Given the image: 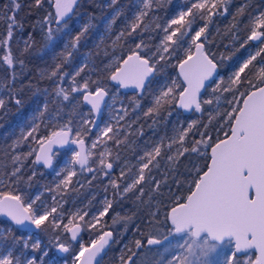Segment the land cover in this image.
<instances>
[{
    "label": "snow or ice",
    "instance_id": "obj_1",
    "mask_svg": "<svg viewBox=\"0 0 264 264\" xmlns=\"http://www.w3.org/2000/svg\"><path fill=\"white\" fill-rule=\"evenodd\" d=\"M44 0H34V6H43ZM54 12H49L38 20L36 25L44 33L49 46L55 41L56 34L69 30L68 19L74 13L78 0H49ZM118 0H111L115 5ZM231 0H193L186 9H179L177 13L163 25L155 23V29L162 31L163 36L159 43L153 46L143 39V34L151 31L148 19L152 13L162 5V0H138V10L133 13L132 19L116 35L113 46L120 45L128 38L141 39L127 48L126 53L119 56L113 55L109 64L99 71H94L95 80L83 79L77 81L87 70L86 64H81L74 72L64 71V64L69 63L74 51L81 41L86 37L89 30L94 26L88 23L81 26L80 30L71 36L64 44V50L59 53L61 63L47 74V78L58 81L55 84V97L62 101L71 102V94H82V102L90 105V113L98 115L109 97L111 90L107 82H115L119 88H135L138 96L134 97L130 104L120 102L119 107L114 108V115L110 122L106 123L96 135L90 146L86 147L85 139L95 127V121L81 119L78 127L73 126L70 118L63 125L53 128L44 119L48 112L49 102L46 100L38 109L36 115L30 118L27 130H22L18 137L9 146V149L0 150V169L9 167L10 170L0 176V186L4 180L8 181L7 187L14 188L18 184L30 183L36 176L33 171L31 176L24 177V161L35 156L33 164H43L45 168L53 167L56 151L54 146L64 147L75 145L78 150L71 154V159L65 167L57 172V176L66 171L64 178L55 185V189L49 191L67 190L72 183V178L77 175L71 170L72 165H79L93 175L102 173L105 177L111 176L116 162L120 160L119 153L113 155L112 149L107 147L109 141L117 146H126L130 143L128 132L133 124L137 123L130 119L131 115L141 108L140 96L150 88L153 78L164 71V67L172 60L178 68V79L170 78L151 90L152 103L143 111L145 118H151L153 125L161 119L167 123V117L172 115L169 109L177 105L185 110L193 109L197 113L204 111L203 105L216 107L208 115L207 122L192 120L183 126V122H177L172 127V135L165 134L159 140L149 142L148 147L142 155L137 157L135 171L125 164L120 171L119 177H112L109 185L114 190V195L121 198L134 193L138 201L143 202L146 193L149 195V207H156L155 212H150L153 217L149 224L155 223V218L164 211L163 227L167 234L149 232L146 237V245L141 239H136L134 249L129 245L121 250L122 255L118 258L120 264H149L146 259L141 258L140 250L147 247L162 248L158 253L161 258L156 264H209L210 255L216 251L217 244L227 241L234 247L225 264H264V10L259 8L248 12L251 7L249 0L241 4L233 13V23L228 31L239 30L238 18L248 16L245 24L247 29L246 38L240 44L243 49L249 42H256L258 47L254 52H249L247 57L239 62V66L228 76L227 80L218 75V69L223 66V61L231 60L235 52L225 55L220 54L219 59L215 53L206 49L208 40V29L216 16L226 15L229 11ZM22 7L18 0H10V5L5 6V11L0 12V17L7 24V31L0 36V47L4 48L6 54L0 59L13 69L4 79L7 81V98L0 96V110L7 108L10 102L17 106L23 104V89L31 87L28 84H20L26 67L24 57L31 53L34 46L32 34L27 38L18 40L24 47L19 54L14 56L10 41L15 35V30L23 31V23L16 19V13ZM10 11L11 15H5ZM122 13L117 11L109 22L106 31L111 30L115 19ZM199 16L205 21L194 33H191L190 44L187 48L183 45L185 37L189 36L195 18ZM153 21L157 18L152 17ZM152 39L151 35L148 37ZM233 45L239 40V35L233 33ZM195 51H192V48ZM227 48L228 45H225ZM184 55H179L180 50ZM239 51V49H236ZM107 54V53H106ZM18 65L20 71H15ZM42 77L44 73L41 74ZM66 77L70 78L69 87H63L62 82ZM213 81L215 86L211 89L209 98L200 99L202 89L206 88V82ZM227 94V96L225 95ZM112 95L113 105L116 97ZM230 97V98H229ZM223 102V103H222ZM223 105H227L223 111H219ZM109 107H112L110 105ZM60 116L59 111L56 117ZM48 130L46 135L41 134V126ZM151 127V125H150ZM227 128L228 131H224ZM141 134L142 129L140 130ZM213 131L216 133L213 137ZM221 133L223 136L221 138ZM199 137V138H197ZM33 141L34 148L26 154L17 149L22 143ZM104 146L102 151L95 153L93 150ZM210 149V153L207 151ZM96 167H87L90 158ZM195 157L186 166V180H175L177 190L185 182L190 187L188 194L177 195L168 184L169 171L178 169L181 158ZM8 163H2V161ZM199 160H207V163H199ZM161 161L165 162V170L162 172L163 179H157L153 174L159 170ZM190 177V179H187ZM91 183V181H89ZM168 187V195L164 198L162 188ZM156 196L162 199L156 204L151 203ZM56 197H53L55 201ZM40 196L25 197L12 191H0V214L7 217L15 226H24L30 223L36 229L45 231L47 225L51 224L54 229L63 228L65 233H70V240L64 242L61 235H55V247L62 253L72 254L74 252L71 241H77L82 229H89L95 238L85 244L79 242V251L72 255L71 264H101L106 250L115 243L113 231L105 230L102 219L109 213L113 201L106 198L102 210L88 217L87 211L77 210L68 217V222L62 223V217L58 214V207L41 205L36 207ZM115 222V220H114ZM12 229H6L11 233ZM160 236L161 238H157ZM11 244L7 245L0 241V264H43L47 251L40 258L35 255L24 256V250L37 251L41 249V241L36 239H21L14 234L10 236ZM174 241V244H173ZM16 245H21L19 251ZM248 249H255L257 255L255 260L240 261L238 254ZM68 264V261H65Z\"/></svg>",
    "mask_w": 264,
    "mask_h": 264
},
{
    "label": "trees",
    "instance_id": "obj_2",
    "mask_svg": "<svg viewBox=\"0 0 264 264\" xmlns=\"http://www.w3.org/2000/svg\"><path fill=\"white\" fill-rule=\"evenodd\" d=\"M124 0H118L115 5L110 4L111 0H78L77 5H75L74 13L70 14L68 19L69 30L62 31L56 34L55 41L49 46V42L46 40L44 33L40 30L39 26L33 27L36 25L38 20H42L45 15L49 12H54V8L52 7L49 0H44L42 7H35L34 0H18L21 3L22 7L16 13V19L23 23V31L15 30V35L10 41L11 51L14 56L19 54V50L24 47L23 43H17L18 40H22L23 38H27L28 33L32 34V38L34 40V46L31 50V53L24 57L26 67L24 69V74L17 81V87L20 84H28L31 82V87H25L23 89V104L21 106H17L14 102H10L7 105V108L4 110H0V150L9 149V146L13 143V140L20 137L21 134H18V129L16 124L13 122L17 118H21L22 115L29 114L31 110H36L38 112L37 107L41 106L46 100L49 102L48 112L45 113V117L47 115L56 114L59 111L60 116L54 121V118H45V121L52 125V127H57L60 124L65 123V114L69 113V116L73 120V126L78 125V121L80 116H78L77 112L72 111L71 107L74 101L79 103L81 109H87L86 105L82 103V94L73 93L71 94V102L62 101L61 98L55 97L54 88L55 84L58 81L51 80L47 78V74L55 67L57 63L62 62V58L59 56V53L64 50V44L71 39V36H74L81 28V26L85 23H88L91 19L92 25H94L86 37L81 41L79 48L74 51L73 56L69 63L64 64V71L68 73L74 72L82 61V58L85 54H88V59L91 61L93 68L89 63H85L87 65V70L84 73H81L80 77H77L78 82H82L83 79L95 80L96 75L92 74L94 71H99V69L103 68L107 65L108 56H110L111 49L113 46V34L107 37H103L101 41L100 38L97 37V34L101 33L106 28L105 21L108 20L112 16V12L115 7H122V13L115 20L118 22L119 19L123 18V13L125 11L129 12L125 9V6L130 5L132 0H127V3H123ZM189 1V0H187ZM191 1V0H190ZM190 1L188 3H190ZM246 0H231L229 5V11L226 15L216 16L213 18L212 23L209 25L208 29V40L211 41L210 44L206 43V49L210 53H215L217 58L219 59L220 54L224 53L228 55L230 53L235 52V55L231 60L223 61V66L219 68V74H223L225 80L228 77L229 66L233 64L234 61L239 57H243L247 53L248 50L253 48L256 42H249L243 49L240 48V44L243 43V40L246 38L247 29L244 27L248 22V16L238 18L239 22V30L233 29L231 32L228 31L233 23L236 21L233 20V13L236 12V9ZM251 7L248 9V12H252L254 9L263 10L264 0H249ZM124 4V6L122 5ZM10 5V0H0V12L5 11V6ZM178 3L176 0H170L169 3L162 2V5L159 7L157 11L152 13L148 19V23L151 25V31L143 34V39L147 43H149L154 51V45L161 39L163 36L161 30L155 29V22L160 21L161 25H163L166 20L169 18L170 14L176 9ZM10 11L5 12V15H11ZM152 17L157 18L153 21ZM203 19L199 16L195 18V22L190 29V34L199 28L202 24ZM118 31L119 28H116ZM122 29H120L121 31ZM7 31V24L2 17H0V36H3ZM233 33L239 35V40H236L233 45ZM189 34V35H190ZM151 35L152 39L149 40L148 37ZM141 39V36L138 34L136 37L128 38L127 41H122L123 48L120 45L115 46L114 52H119L120 54L126 53L127 48L131 45L129 42L131 40L135 41ZM225 45H228L226 48ZM239 49V51H236ZM182 49L179 52V55L183 57L184 54H181ZM107 53V54H106ZM6 54L4 48L0 47V57ZM176 61L172 60L168 65L164 67V71L158 74L156 77L164 78V76L171 77L172 75L177 76V69L174 67ZM13 69H9L6 64L3 63L2 59H0V91L4 94L5 98H7L6 84L7 81L4 79ZM15 71L19 72V66H15ZM42 73L44 76L42 77ZM178 78V76H177ZM70 78L66 77L62 82L63 87H69ZM108 88L111 92L114 89L113 82H107ZM153 84L147 89L143 96H140L141 108L135 112L136 117L139 116V120L135 123L132 128L128 132V137H133L136 139L140 149L139 150H129L130 156L133 158L139 157L141 153L148 147L147 142H152L159 140L161 136L172 135V127L177 122H183V126H187V123L192 120H201L203 122H207L208 115L213 109L216 107L215 104L203 105L204 111L202 113H197L192 111V113H186L182 111V109L178 108L177 105H173L169 111L172 112V115L167 117V123L161 119L158 123L153 125V120L151 118H145L143 116V111L146 110L152 103V95L151 90ZM211 87L207 89V91L203 94V99L209 98ZM227 96V94H225ZM137 94L131 96L130 101L137 97ZM230 98V97H229ZM44 99V100H43ZM202 99V100H203ZM44 101V102H43ZM223 103V102H222ZM127 104H130L127 103ZM227 105H223L219 109V111H223ZM90 112V111H89ZM135 117V119H136ZM69 118V119H70ZM14 123V124H13ZM13 124V125H12ZM151 125V127H150ZM45 128L42 125L41 131ZM142 133L141 134V130ZM24 131L27 130V127L23 128ZM224 131H228L227 128ZM213 137H215L216 133L213 131ZM223 133H221V138ZM199 138V137H197ZM33 142V141H28ZM22 144H28L27 142ZM22 147V145L20 146ZM209 150V149H208ZM207 150V151H208ZM28 151L24 150L20 153L26 154ZM0 155H3V152L0 151ZM191 159H196L195 157H185L181 158L178 162V169L175 172L169 171L168 175V184L171 187L172 191L176 192L177 195L188 194V190L190 185L185 182L183 187L177 190L175 180H186L185 168L189 165V161ZM30 157L24 161V169L23 174L24 177H28L32 175L31 168L28 166L30 163ZM199 163H207V160H199ZM2 163L7 164L8 162L2 161ZM137 164V159L136 162ZM27 166V167H26ZM10 170V165L7 168L0 169V176L3 175L4 172ZM165 170V162L161 161V166L159 170H154L153 174L157 179H163L162 172ZM116 176V178H118ZM187 179H190L188 177ZM33 180V179H32ZM31 183V182H30ZM37 184V183H36ZM35 184V185H36ZM24 183L18 184L14 188H9L7 185L0 186V191H12L13 193H19L25 196ZM146 189V193L143 197V202L138 201L136 199V195L134 193L128 194L125 197L121 198L118 195H114V190L107 183L105 188V192L109 198V200L113 201L112 208L109 213L104 217L103 222L105 227L113 229L115 243H112L111 246L106 250V253L103 255L101 264H120L119 257L122 255L121 250L125 247V245H129L134 249V242L136 239H141L142 242L146 245V237L149 232L156 234L157 232L167 234L166 229L163 227L164 221V211L160 212V215L155 218V223L149 224V220H152L153 217L149 215L150 212H155L156 207H149V195L147 189L150 187L149 185H144ZM70 191V187L67 189ZM164 193V198L168 195V187H164L161 189ZM71 196V193H69ZM162 197L156 196L154 200L151 201L153 205H156ZM97 204L94 203V206ZM108 218L110 220H108ZM115 220V222H114ZM10 222L0 216V238H4L6 241L10 239V236L14 234L16 237L23 239L22 233L19 232V228L17 226H11L12 232L6 233V229L8 226L10 227ZM4 228V229H3ZM3 229V230H2ZM157 238H161L157 236ZM16 249H19L21 245H16ZM157 247H152L148 249L147 247L140 250V256L143 259H146L149 264H156V259L158 258V252H156ZM244 254L238 255V259L242 258Z\"/></svg>",
    "mask_w": 264,
    "mask_h": 264
},
{
    "label": "flooded vegetation",
    "instance_id": "obj_3",
    "mask_svg": "<svg viewBox=\"0 0 264 264\" xmlns=\"http://www.w3.org/2000/svg\"><path fill=\"white\" fill-rule=\"evenodd\" d=\"M177 74H178V69H177ZM113 84H114V82H113ZM116 87H119V86L114 84V89ZM123 92L127 94V97H126L128 100L127 103L130 102L129 99H131L132 95L138 93V91L137 92H131V91L125 92V91H123ZM112 93H113V91L111 92V94ZM111 94H110L109 98L111 97ZM108 102L106 104L105 110H103V112H102V119H101L98 127H96V129H92L90 135L88 137H86V139H85L86 147L91 145L92 141L96 138L97 132L102 127H104L103 125L106 122V120L110 122L111 117L115 114L114 109H107ZM192 111H195V110L192 109L190 112H186V113H192ZM65 115L67 116V117H65V122H67L70 118V117H68L69 113H66ZM91 115H93V114H91ZM50 117L54 118V121H56V114L47 115L45 118H50ZM135 117H136V115H135V113H133L131 115L130 119L135 120ZM82 118L84 119L83 116H80L78 123L80 122V120ZM93 118H94V115H93ZM93 118H92V120H93ZM20 120L21 119L17 118L15 121H13L16 124V127L18 129V134H21V132L23 130V128L20 130V128L23 127V126H20ZM60 125H63V124H60ZM78 126H79V124L76 125L75 127H78ZM53 128H55V127H53ZM47 133H48L47 129H44L43 131H41V134L46 135ZM15 140H16V138L13 141H15ZM129 140H130V143L127 144L126 146H117L112 141L108 142L107 147L112 149L113 155H115L116 153H119V155H120V160L116 162V167L112 170L111 176H109V177H105L102 173H99L96 175V178L93 179V175L91 173H88L86 170H82L79 165H72L71 170H75L77 175L72 178V183L69 185L70 191L68 192L67 190H64L63 191L64 193L60 194L59 197L55 199V201L53 200V198H51L53 192L49 191V189H52L54 184H57L61 179L64 178V175L67 174L65 171V172H62L61 175L57 176V172L61 168L65 167V165L68 164V162L71 159L72 152L75 150H78V148L75 145H67V146L60 147V148H58V147L54 148L56 151V155L54 157L53 167H51V168H45L42 163L34 165L33 161L35 159V156L33 155L32 157H30V160H29L30 163L28 164V166L31 168V172H33V171L36 172V176L33 178L31 183H28V182L24 183L23 188H24L25 194H26L25 197L32 196V193H31L32 190L35 188L41 187L44 190L41 193L40 199L41 200H47L50 203L56 202L58 204L57 205L58 214L60 215V217H62V223L66 224L68 222V217L72 213L77 212V210L87 211L89 215H88V217H86V219H91V217L93 215L97 214L99 210H102V207L104 206V203H105L104 195H107L105 192L106 191L105 188H106L109 180L112 177L118 176L120 174L121 168L125 164H127V166L129 168H132L133 171H135V168L138 166L135 163L137 157L133 158L132 156H130L129 150H136L137 151L140 149L141 146L139 147L135 138L129 137ZM27 143H28L27 145L21 144L22 147H20L21 146L20 145L19 148L17 149V151H19V152H22L24 150L30 151L31 148L35 147L34 142H27ZM147 145H149V142H147ZM103 147L104 146H100V147H98V149H95L93 151L95 153H98L99 151L103 150ZM142 153H141V155H142ZM93 159H95V156L90 158V161H89V164L87 167H96L97 166L96 164H93V162H92ZM89 181H91V183H89ZM45 189H48V190L45 191ZM69 193H71V196ZM58 199L62 202L59 203ZM94 203H96L97 205L94 206ZM103 219H102V223H104ZM6 220H8V219H6ZM108 220H110V219L108 218ZM10 224H11L10 227L14 226L11 222H10ZM105 230L113 231V229H110L107 227H105ZM19 232L22 233V235H26L27 233L32 234V235L38 234L42 240L41 246L42 245L46 246L47 248L50 249L51 252H52V249L53 250L57 249L55 247V243H56L55 235H57V234L61 235V238H62V240H64V242H67L68 240H70V233H65L63 228L54 229L51 226V224L47 225V230H45V231H41L38 229L23 230V229L19 228ZM113 234H114V232H113ZM91 238H95L92 231L89 229H82L81 233L78 235L77 241H71L72 248H73L74 252L79 250V242L82 241L85 244H87L90 242ZM74 252L72 254L62 253L57 249L58 256L59 255L60 256H65V255L70 256V255H73Z\"/></svg>",
    "mask_w": 264,
    "mask_h": 264
},
{
    "label": "rangeland",
    "instance_id": "obj_4",
    "mask_svg": "<svg viewBox=\"0 0 264 264\" xmlns=\"http://www.w3.org/2000/svg\"><path fill=\"white\" fill-rule=\"evenodd\" d=\"M177 1V3H178V5H177V7H176V9L173 11V13L172 14H170V16H169V18L168 19H170V18H172L176 13H177V11L179 10V9H186L187 7H189L190 5H191V3L193 2V0H189L190 1V3H188L189 1H187V0H176ZM162 2H167V3H169L170 2V0H162ZM123 3H127V0H124L123 1ZM122 3V5L124 6V4ZM110 4H112L111 2H110ZM138 7H139V4H138V0H132V2H131V4L130 5H127V6H125V9L126 10H128L129 12H127V11H125L124 13H123V18H121V19H119L118 20V22L115 20V22L112 24V26H111V30L110 31H106V28H107V26H108V24H109V22L112 20V18H113V16L115 15V13L117 12V11H119L120 12V10L122 11V7H115L114 8V10H113V12H112V16L108 19V20H106L105 21V23H106V28L101 32V33H99V34H97V37L98 38H100V40L102 39L103 40V37L105 38V37H107V36H110L111 34H113V33H115L114 35H113V40L116 38V35L120 32V29H123L125 26H126V24L132 19V17H133V13L134 12H136L137 10H138ZM263 10H264V5H263ZM167 19V20H168ZM167 20H166V22H167ZM160 23V21H156L155 23ZM165 22V23H166ZM202 22V24L199 26V27H201V26H203V24L205 23V21L204 20H202L201 21ZM164 23V24H165ZM161 24V23H160ZM119 28V30L118 31H116L115 32V30H117L116 28ZM162 32V31H161ZM194 33V32H193ZM163 34V33H162ZM190 36H191V34L189 35V36H187V37H185V43H184V45H183V47L184 48H187L188 46H189V44H190ZM162 38V37H161ZM101 40V41H102ZM112 40V41H113ZM136 42H138V40L137 41H135V43ZM130 44H135L134 43V40H131L130 42H129ZM159 43V41L157 42V44ZM132 46V45H131ZM261 45H259L258 43H255V45L253 46V48H251L250 50H248L247 51V53L245 54V55H243V57H239V58H237V60L236 61H234L233 62V64L231 65V66H229V71H228V74L230 75L233 71H234V69H235V67H238L239 66V62H242V60L244 59V58H246L247 57V54L249 53V52H254L258 47H260ZM114 50H115V47L114 48H112L111 49V52H110V56H108V61H107V64H109V62L112 60V58H113V55H117V56H119V55H121L119 52H114ZM194 50H195V48L193 47L192 48V51L194 52ZM181 54H184V52H183V50H182V52H181ZM85 63H89L90 64V66L93 68V65L91 64V61L88 59V54H85L84 56H83V58H82V61H81V63L79 64V66L81 65V64H85ZM219 76H222V77H224V75L223 74H218ZM228 75V76H229ZM170 78H177V76L176 75H172L171 77H167V76H164V78H161V77H154V79H153V86H152V88L153 89H155L159 84H162V83H164L166 80H169ZM228 78V77H227ZM178 79V78H177ZM227 80V79H226ZM215 86V84H214V82L212 81V83L210 84V87H211V89L213 88ZM211 91V90H210ZM211 93V92H210ZM112 94H114L115 95V97H116V102H115V104L113 105V101H112V95H111V97L109 98V102H108V105H107V109H114V108H116V107H119V105H120V102L122 101L124 104H126L127 105V94L126 93H124L123 92V90H121L119 87H116L115 89H113V93ZM0 96H3V97H5L4 96V94L0 91ZM152 99V98H151ZM44 100V99H43ZM44 102V101H43ZM44 103H42L41 104V106L43 105ZM110 105H112V107H109ZM41 106H38L37 107V110L41 107ZM87 107V106H86ZM71 109H72V111H73V113L74 112H77V114H78V116H83L84 117V119H89V120H92V118H93V115H91V113L89 112L90 111V109L87 107V109H81L80 108V106H79V103H77L76 101H74V103L72 104V107H71ZM37 114V112H36V110H31V112H29V114H26V115H22L21 116V118H19V119H21L20 120V126H23V127H21L20 128V130L22 129V128H24V127H28L29 126V124H30V118L33 116V115H36ZM109 121H107L106 120V122L104 123V125L106 124V123H108ZM103 125V126H104ZM185 127V126H184ZM96 139V138H95ZM94 139V140H95ZM59 183V182H58ZM57 183V184H58ZM8 184V181L5 179L4 180V185L3 186H5V185H7ZM55 185L56 184H54V186H53V188L52 189H55ZM43 190L44 189H42L41 187L40 188H35V189H33L32 190V196H30V197H35V196H37V195H39L40 197H41V193L43 192ZM46 190H48V189H45V191ZM44 191V192H45ZM53 193H52V197L51 198H53L54 196L56 197V198H58L59 197V195L60 194H62V193H64L63 191H55V190H53L52 191ZM106 198L107 199H109L108 198V196L107 195H104V200H106ZM59 200V199H58ZM62 201H60L59 200V203H61ZM47 205L48 207H52V206H57L58 204L56 203V202H53V203H50L49 201H47V200H38L37 202H36V207H40L41 205ZM8 228H11V227H9L8 226ZM7 228V229H8ZM4 229V228H3ZM2 229V230H3ZM23 237V239H31L32 241H34V240H36V239H39L40 241H41V244H42V240H41V237L37 234H34V235H32V234H29V233H27L26 235H23L22 236ZM0 241H3L5 244H7V245H10L12 242H11V239H9V240H5L4 238H0ZM173 244H174V241H173ZM233 247H234V245L231 243V242H229V241H225V242H223V243H219V244H217V249H216V251L215 252H213L211 255H210V257L208 258L209 259V264H215L216 263V261H217V258L219 257V256H221L222 255V252H224V254L221 256L222 257V259H223V261H222V264H225V261L227 260V258L231 255V252L233 251ZM21 248V247H20ZM20 248L19 249H17V251H19L20 250ZM3 249H2V247H0V251H2ZM44 251H47V256L46 257H44V260H43V264H65V261L67 260L68 261V264H71V261H72V255H70V256H67V255H65V256H58V254H57V249H52V252L50 251V249L49 248H47L46 246H41V249L40 250H37V251H32L31 249H26V250H24V256H31V255H35V256H37V258H40L42 255H43V252ZM79 251V250H78ZM156 252H158V253H161L162 252V248H159V247H157L156 248ZM161 258V256L160 255H158V258L156 259V261H158L159 259ZM220 258V257H219ZM249 259H251V260H253L254 259V253L253 252H247V253H244V256H242V258H240L239 260L240 261H242V262H246V261H248Z\"/></svg>",
    "mask_w": 264,
    "mask_h": 264
},
{
    "label": "water",
    "instance_id": "obj_5",
    "mask_svg": "<svg viewBox=\"0 0 264 264\" xmlns=\"http://www.w3.org/2000/svg\"><path fill=\"white\" fill-rule=\"evenodd\" d=\"M195 51V50H194ZM178 71H179V69H178ZM218 74H219V69H218ZM212 83V81H208V82H206V88L205 89H202V91H201V95H200V99L202 100V96H203V94L207 91V89L210 87V84ZM114 84L115 85H118V84H116L115 82H114ZM119 86V85H118ZM123 91H125V92H127V91H131V92H137L138 90H136L135 88H132V87H129V88H121ZM109 99V97H106V100H105V103H104V105L102 106V109H101V112L98 114V115H96V114H93L94 115V118H93V121H95V127L93 128V129H96V127H98V125H99V123H100V121H101V119H102V112H103V110H105V107H106V104H107V100ZM82 100H83V98H82ZM83 103V102H82ZM85 104V103H84ZM88 108H90V105H87V104H85ZM179 107V106H178ZM180 108V107H179ZM180 109H182L183 111H185V112H190L192 109H189V110H185V109H183V108H180ZM194 109V108H193ZM60 148L59 146H54V148ZM208 152L210 153V149L208 150ZM207 162H209V161H207ZM14 194V193H13ZM0 216H2L3 218L5 217V216H3L2 214H0ZM6 219H8L7 217H5ZM9 220V219H8ZM15 226V225H14ZM19 228H21V229H23V230H34V229H36L35 228V226L34 225H32V224H30V223H27L26 222V224L24 225V226H18ZM225 241H227V239L225 240ZM253 251V253H254V259H253V261L255 260V256L258 254L257 253V251L255 250V249H248V250H246L245 252H243V253H241V254H238V255H242V254H244V253H247V252H252Z\"/></svg>",
    "mask_w": 264,
    "mask_h": 264
},
{
    "label": "built area",
    "instance_id": "obj_6",
    "mask_svg": "<svg viewBox=\"0 0 264 264\" xmlns=\"http://www.w3.org/2000/svg\"><path fill=\"white\" fill-rule=\"evenodd\" d=\"M224 254V252H222V255ZM221 255V256H222ZM221 256H219L218 258H217V261H216V263L215 264H222V261H223V259H222V257Z\"/></svg>",
    "mask_w": 264,
    "mask_h": 264
}]
</instances>
